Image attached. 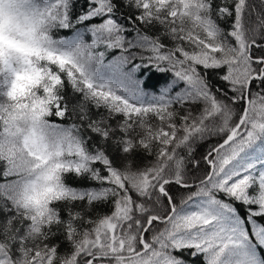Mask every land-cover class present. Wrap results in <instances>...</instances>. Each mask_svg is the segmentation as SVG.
I'll list each match as a JSON object with an SVG mask.
<instances>
[{
    "label": "snow or ice",
    "instance_id": "1",
    "mask_svg": "<svg viewBox=\"0 0 264 264\" xmlns=\"http://www.w3.org/2000/svg\"><path fill=\"white\" fill-rule=\"evenodd\" d=\"M0 264H264V0H0Z\"/></svg>",
    "mask_w": 264,
    "mask_h": 264
}]
</instances>
